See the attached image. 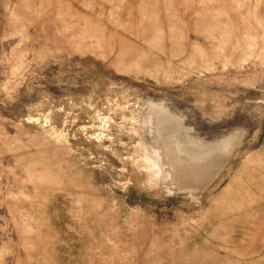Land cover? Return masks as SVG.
Instances as JSON below:
<instances>
[{
	"label": "rangeland",
	"instance_id": "1",
	"mask_svg": "<svg viewBox=\"0 0 264 264\" xmlns=\"http://www.w3.org/2000/svg\"><path fill=\"white\" fill-rule=\"evenodd\" d=\"M0 264H264V0H0Z\"/></svg>",
	"mask_w": 264,
	"mask_h": 264
}]
</instances>
